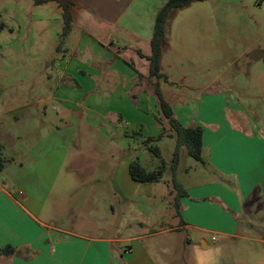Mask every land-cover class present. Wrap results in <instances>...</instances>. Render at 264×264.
<instances>
[{
  "label": "crops",
  "instance_id": "obj_1",
  "mask_svg": "<svg viewBox=\"0 0 264 264\" xmlns=\"http://www.w3.org/2000/svg\"><path fill=\"white\" fill-rule=\"evenodd\" d=\"M166 1L74 0V25L63 48L60 74L50 78L53 82L48 85V96L36 100L35 106L48 100L64 103L68 109L81 104L88 113L110 112L121 125L129 116L139 119L140 114L145 115L139 113V109L143 112L140 106L146 95L137 77L138 73L149 76L147 57L152 52L156 15ZM101 78L107 85L106 109L96 93L102 88H96ZM161 88L171 100L180 99L178 108L188 111L182 113L173 106L176 118L185 126H202L201 161L208 165L201 179H190L183 188L176 228L189 234L186 242L190 246V234L204 248L215 243L218 236L239 237L248 240L251 247L253 242L264 245V224L260 222L264 221V139L251 127L250 118L242 127L241 102L229 99V95L217 96L216 119L203 98L193 110L189 105L196 101L194 97L188 99L186 94ZM130 91L140 94L136 107L128 97ZM31 104L4 105L0 116ZM13 130L7 122L0 124L4 159L0 169V249H14L10 254L0 252V264H160L155 256L156 252L163 253L160 247L148 242L147 246L141 241L145 235L139 232L118 236L121 226L110 221L116 196L125 205L121 210L125 212L124 227L133 229L136 225L134 231H139L144 226V222L129 217L127 204L136 192H129L128 159L122 171L115 169L113 174L112 150L105 148L99 153L100 163L97 155L94 160H84L80 150L73 155L69 168L70 145L61 138V132L45 133L34 145L25 143L22 149L9 143L18 139ZM68 168L71 174L63 172ZM137 183L143 188L146 182ZM96 202H101L100 209L110 215L104 226L97 224L90 211ZM259 256L254 263L264 264V254ZM174 259L163 257L162 264H174Z\"/></svg>",
  "mask_w": 264,
  "mask_h": 264
},
{
  "label": "rangeland",
  "instance_id": "obj_2",
  "mask_svg": "<svg viewBox=\"0 0 264 264\" xmlns=\"http://www.w3.org/2000/svg\"><path fill=\"white\" fill-rule=\"evenodd\" d=\"M142 1L150 3L152 0ZM156 1L159 3L160 0ZM0 26V112L4 105L32 103L0 116V124L13 125V134L18 136L15 144L12 140L10 145L24 149L25 143L32 146L41 135L59 131L61 138L70 145L69 168L77 151L82 150L81 155L87 161L94 160L97 155L96 161L100 163L99 153L106 148L113 152V174L115 169L122 171L127 159L139 161L152 171L158 167L160 159L148 149L146 140L164 131L160 140L152 142L161 149L167 162L163 178L159 182H144L142 188L130 174L128 176L132 182L129 192H136L127 204L129 217L144 222V226L139 231H134L136 225L133 229L124 227L125 212L121 210H125V205L114 196L115 212L110 221L121 226L117 235L136 232L145 235L141 241L147 246L154 243L163 253H169L163 256V253L156 252L160 264L166 256L175 258L174 264H255L256 256L260 259L259 255L264 254L263 244L253 242L251 247L248 240L218 236L215 243L204 248L196 236L190 234L193 238V246H190L186 242L189 234L176 228L180 215L177 201L181 206V200L174 185L172 160L177 139L169 136L172 129L167 120L161 124L159 101L153 85L148 84L149 78L138 73V81L144 86L146 95L140 106L143 112L139 109V113L145 115L140 114L139 119L129 116L123 125L110 112L88 113L81 104L68 109L64 103L48 100L36 107L35 101L47 97L50 92L48 85L53 82L50 78L60 74L63 48L67 44L65 41L64 47L59 48L63 31L62 10L56 2L36 5L34 0H0ZM147 48L150 50L149 43ZM133 70L136 72L135 68ZM162 72L174 84L162 82L161 86L186 94L188 99L194 97L196 101L189 105L193 110L203 98L216 119L219 116L215 111L217 96L229 95V99H238L240 108H244L241 111L242 127L247 123L245 119L250 118L251 127L264 139V0H204L176 10L170 18L164 43ZM105 78L96 85V88L102 87L96 93H99L97 99L104 105L103 109L108 103ZM164 94L172 107L188 114L187 110L178 108L180 99L171 100L167 91ZM138 95L131 91L128 94L135 107ZM61 116H64L63 120ZM14 118L19 120L14 121ZM205 162L189 155L187 148L183 147L176 172L182 190L189 185L190 179H201L208 166ZM69 168L63 172L71 174ZM101 205L96 202L90 211L94 212L97 224L104 226L109 223L110 215L100 209ZM260 222L264 224V221ZM168 228L175 229L163 232ZM252 235H256L254 230Z\"/></svg>",
  "mask_w": 264,
  "mask_h": 264
},
{
  "label": "trees",
  "instance_id": "obj_3",
  "mask_svg": "<svg viewBox=\"0 0 264 264\" xmlns=\"http://www.w3.org/2000/svg\"><path fill=\"white\" fill-rule=\"evenodd\" d=\"M204 0H167L161 8L158 10L154 25V30L151 38V55L147 57L149 60V76L151 84L153 85V92L157 96L159 106L161 110V124L164 120H167L171 126V132L169 136H176L177 144L173 153L172 170L173 180L175 187L179 190V198L183 196L182 189L176 180V172L180 163L181 152L183 147H186L189 155L195 159L202 160L203 149V128L200 125L185 126L175 116L172 105L165 98L163 90L161 88L162 82L174 84L170 78L162 72V58L164 51V43L169 32V21L172 14L181 8L189 6L191 3ZM49 2H56L59 8L62 10L63 17V31L60 38L59 48H63L65 41L73 29V13L72 7L74 6V0H34L36 5H42ZM1 27V26H0ZM143 77V76H142ZM165 135L164 131L157 137H148V149L154 153L159 159L160 164L152 171L147 170L139 161L133 160L129 165V172L131 178L136 182H159L166 170L167 162L163 159L161 149L158 146H154L152 142L160 140ZM3 157L1 154L0 146V169L3 167ZM177 206L180 208V204L177 201ZM0 252L10 254L14 252L12 247H6L0 249Z\"/></svg>",
  "mask_w": 264,
  "mask_h": 264
},
{
  "label": "built area",
  "instance_id": "obj_4",
  "mask_svg": "<svg viewBox=\"0 0 264 264\" xmlns=\"http://www.w3.org/2000/svg\"><path fill=\"white\" fill-rule=\"evenodd\" d=\"M213 239L215 240L216 238L214 237Z\"/></svg>",
  "mask_w": 264,
  "mask_h": 264
}]
</instances>
